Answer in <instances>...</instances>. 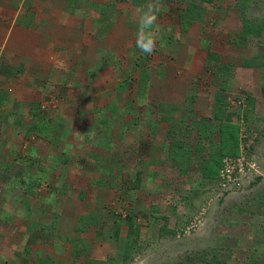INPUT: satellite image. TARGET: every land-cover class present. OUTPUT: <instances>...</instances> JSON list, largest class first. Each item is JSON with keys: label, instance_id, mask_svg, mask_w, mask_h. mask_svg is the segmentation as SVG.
I'll use <instances>...</instances> for the list:
<instances>
[{"label": "rangeland", "instance_id": "374dc122", "mask_svg": "<svg viewBox=\"0 0 264 264\" xmlns=\"http://www.w3.org/2000/svg\"><path fill=\"white\" fill-rule=\"evenodd\" d=\"M63 1L19 0L0 16L11 20L15 13L20 22L30 10L32 22L46 28L43 21L54 15L85 28L78 34L87 41L90 33L101 53L125 44L128 53L92 64L79 39L83 46H63L58 57L67 60L52 67L58 74L77 68L80 76L61 77L69 85L89 73L76 104L68 100L59 109L55 90H38L30 108H0V264H264V69L258 66L264 31L258 41L237 40L243 17L264 25V0H246L244 9L239 0L202 2L200 19L184 29L179 15L197 1L160 0L157 48L138 61L139 10L151 0H73L71 19L46 9H60ZM87 1L95 4L92 11ZM71 39L78 40L76 34ZM209 51L215 56H206ZM6 57L0 54V61ZM14 61L24 67L13 87L25 84L27 68L42 66L40 60ZM182 83L195 92L176 102ZM170 98L176 106L167 104ZM221 110L222 121L238 126L239 143L261 165L260 174L222 195L215 177L199 170L201 163L217 164L213 114ZM167 129L189 148L188 167L179 166L182 154L172 159ZM201 208L198 226L182 234ZM126 215L138 234L128 235Z\"/></svg>", "mask_w": 264, "mask_h": 264}, {"label": "crops", "instance_id": "0c3cea01", "mask_svg": "<svg viewBox=\"0 0 264 264\" xmlns=\"http://www.w3.org/2000/svg\"><path fill=\"white\" fill-rule=\"evenodd\" d=\"M16 1H19V0H0V13L1 11L9 10L8 8L9 6L14 7L16 5L15 3ZM72 1L73 0H64L63 2H61V4L58 5L60 6V9H57V10L56 9L51 10L52 9L51 5L49 7L47 6L46 9L47 8L48 10L50 9L49 10L51 11L49 12L50 14H52L53 11H58L60 13H63L66 17L71 19L72 14H69V10L76 11V7H77V4L73 5ZM88 1H87L86 9H89V11H92L95 8V4L92 1H90L91 3ZM55 5H57V3ZM13 11H15V8L14 10H11V13ZM27 11H30V10H27ZM27 11H25V14H24L25 16H27L26 19L25 17L23 20L19 19L20 22L15 21V19H17V17L15 16V13H14V17L11 20L10 19L8 20V18L5 15L0 16V35H1L0 36V54H5L8 56L6 58H3L4 60L5 59L8 60L7 62L0 61V76H1L0 77V108L3 106L14 107L16 103H23L25 107L30 108L31 106H33L35 100H37V98L39 97L38 90L44 93L47 92L49 93V95H51L50 93L53 90H55L56 92L55 100L57 101L56 105L61 107L59 109H64L66 107L65 104L69 101H71V104L72 103L76 104L75 101L78 102L79 97H80L78 93L79 92L81 93V91L83 90L82 83L87 84L89 73L85 74L86 79H84L83 82L80 81L79 78H77L75 79L76 82L71 83V85H69L68 81L65 82L64 80L61 79L63 74L77 76V77L80 76V74H78V72L76 71L77 68L75 66L70 67L67 71H65V73H62V74H58V71H55L54 68H52L58 63H60L59 65H61V63L63 62V59L67 60L63 56L61 58L58 57V53L61 51V49H63V46H65L64 48L66 49H70L74 45L75 47H79L80 45L83 46V44H87L88 48L86 47V49H84V47H82V50H84L82 52H84V54H86V52L89 53L87 58L92 60V64H95V63L97 64V62L101 59L102 60L108 59V58L118 59L119 57L122 58V57L127 56V53H128L127 48L124 47L126 44L123 47L120 46L118 48H114V50L116 51L115 53L105 55L104 53H101L102 49L96 46V39H94V37H92L90 33H89V37H86L88 38L87 41L85 40L83 35L78 34L80 32L83 34V30L85 28L78 29L76 27L74 29L73 25L71 26L70 24L68 25L67 23H61L60 21H56L55 20L56 17L54 15L51 18L52 20L48 19L47 21H43L45 24H47L46 28H44L41 24L39 23L36 24L35 22H32L33 12L30 11L31 13H28ZM59 28L67 29L68 30L67 35L64 36L61 33L57 35V31L59 30ZM107 29L108 28H106L105 30ZM74 34H76V37L78 38L77 41L71 39V37L73 38ZM106 36L110 37L111 35L106 34ZM65 38H67L66 40L67 43L64 44ZM79 39L83 41V44H81L82 42H80ZM11 41H13L12 46H11ZM119 42L120 44L122 43V41H119ZM93 45H94V48L92 47ZM79 49L80 48H78L76 51H78ZM117 53H119L118 56L115 55ZM207 55L208 53L206 54V56ZM75 56L76 55L74 54V57ZM20 57L25 58L29 61H32L33 65H34V61L40 60L42 61V66L40 67V69L36 68L35 66H33V68L31 67V69L27 68L29 74L25 72L24 78L21 79L25 82V84L23 86H18V87L14 86L16 88L15 90H13L14 81H16L17 76L20 78L23 72L22 70H23L24 65L20 67V62L14 61V60H20ZM40 57H42V59H40ZM140 57H142V54L139 52V54H136V57H135L136 61H138ZM56 58H58L60 62L52 61ZM48 60L50 61V63ZM13 61L16 63L14 64ZM135 64L137 65L136 62ZM48 65H50L49 66L50 69L44 72L43 69L48 67ZM24 70H26V68ZM26 83L30 87H27ZM183 85L184 84L182 83V86L179 89L181 90V93H179L180 98H176V102L179 101V99L182 102L183 101L186 102L187 97H191L192 94L195 92V89H194L193 91H191V93H188L190 90H187V87ZM35 90L37 92V95L34 94ZM58 92L63 96L62 101L59 95H57ZM73 93L74 95L70 100V98H68L67 95L68 94L71 95ZM32 96L35 98V100L31 99ZM74 97H76V99H74ZM171 99L172 98H170L169 101H167V104H170L171 106H176L174 105L175 103L174 99L172 100ZM188 103H189V108H191L192 102H188ZM183 106L184 108H186V106L188 105L181 103L179 107L181 108ZM79 107L80 106H78V108ZM189 108L188 110H190ZM193 110H194V107H193ZM194 113H197V112L194 110ZM4 116L5 115H0V123L3 121L2 119H4L3 118ZM30 116L33 117L32 114ZM52 117L55 120H60L54 115ZM162 145L160 146L162 147ZM35 151L37 152L38 149ZM178 163H179V166H183L181 164L182 163L181 161H178Z\"/></svg>", "mask_w": 264, "mask_h": 264}, {"label": "trees", "instance_id": "16d2710c", "mask_svg": "<svg viewBox=\"0 0 264 264\" xmlns=\"http://www.w3.org/2000/svg\"><path fill=\"white\" fill-rule=\"evenodd\" d=\"M197 3H189L187 5L188 7L185 9V12L183 14L179 15V18L182 20L183 23H181L182 28L184 29L187 27L188 22H192L194 20H199L200 19V13L199 10L200 6L199 4H202V2H210L211 0H195ZM243 2V9H244V4L246 0H239ZM264 31V25L258 24L256 22H250L247 20L245 17H243L242 21V29H241V34L239 35V38L237 40H254L258 41L260 36H262V33ZM238 41H235V43ZM208 57L210 56H215L214 53L211 51L208 52ZM247 60L245 59L244 65H248L246 62ZM258 66L260 68L264 69V53L261 55L260 62L258 63ZM263 95H264V89H262ZM222 110L220 112L215 111L213 114V117L219 122L215 131L218 133L219 136V141L216 145V148L213 152L219 151V157L216 159L217 164H211L209 166L201 163L199 167H201L200 172H202V175L206 178L212 177L215 179L218 176V170L221 164V157L223 158L226 155H237L239 153V135H238V126L236 124H231L229 122L222 121V116H223ZM96 120V119H94ZM101 118H99V121ZM103 121L109 122V119H104ZM215 124V123H214ZM208 129V128H207ZM204 129L203 131L207 130ZM167 136H171L173 139L169 143H167L168 150H171L173 153L172 159H176L179 154H182L184 156L183 160L181 161L182 165L184 167H188L190 164V154H189V148L187 149L186 146H184L183 142L180 139L176 138V134L174 133L173 130L167 129L166 130ZM110 142H108V145ZM165 146V144H164ZM176 152H178L176 154ZM188 165V166H187ZM39 178V177H37ZM36 178V179H37ZM217 180V179H216ZM20 183L23 182V184H28L27 181H25L23 178L18 180ZM128 221V235H133V233L138 234V230L135 227V224L132 222V217L130 215H126L125 218ZM79 228V227H77ZM223 263V261H222ZM212 264H221L219 261H214Z\"/></svg>", "mask_w": 264, "mask_h": 264}, {"label": "built area", "instance_id": "2783aa9c", "mask_svg": "<svg viewBox=\"0 0 264 264\" xmlns=\"http://www.w3.org/2000/svg\"><path fill=\"white\" fill-rule=\"evenodd\" d=\"M241 143L237 155H226L222 158L216 180V190L219 194L232 193L243 186L244 181L260 174L261 165L253 157L246 154ZM205 213L201 208L192 221L181 228L182 234H189L198 226Z\"/></svg>", "mask_w": 264, "mask_h": 264}, {"label": "clouds", "instance_id": "9594fccd", "mask_svg": "<svg viewBox=\"0 0 264 264\" xmlns=\"http://www.w3.org/2000/svg\"><path fill=\"white\" fill-rule=\"evenodd\" d=\"M160 11V0H151L146 7L139 10L135 47L141 54L153 55L157 48V36L154 34L153 25Z\"/></svg>", "mask_w": 264, "mask_h": 264}]
</instances>
